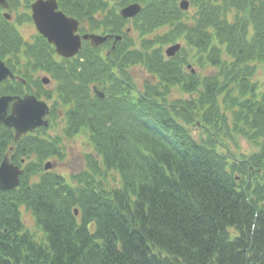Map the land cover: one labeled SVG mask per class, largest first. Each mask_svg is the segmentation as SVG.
I'll use <instances>...</instances> for the list:
<instances>
[{
  "label": "trees",
  "instance_id": "obj_1",
  "mask_svg": "<svg viewBox=\"0 0 264 264\" xmlns=\"http://www.w3.org/2000/svg\"><path fill=\"white\" fill-rule=\"evenodd\" d=\"M180 1L125 0L143 5L140 40L124 32L135 48L121 55L119 43L109 57L82 54L57 70L60 100L72 104L65 138L85 131L95 145L83 171H45L47 160L66 158L63 136L40 129L16 143L0 129V160L14 147L11 160L24 169L17 189L0 190V264H264V83L255 80L264 0H191L194 13ZM1 11L0 58L21 63L24 39ZM111 20L110 32L124 34L120 15ZM176 43L184 47L167 59ZM34 56L26 73L42 67ZM135 65L156 82L138 89ZM175 88L197 97L169 102ZM241 140L254 151L241 152Z\"/></svg>",
  "mask_w": 264,
  "mask_h": 264
},
{
  "label": "flooded vegetation",
  "instance_id": "obj_2",
  "mask_svg": "<svg viewBox=\"0 0 264 264\" xmlns=\"http://www.w3.org/2000/svg\"><path fill=\"white\" fill-rule=\"evenodd\" d=\"M43 1L46 2L50 0ZM55 1L57 3L58 12H62L66 17L78 21L79 26L76 34L80 37H83L86 34L113 37L109 39L105 44L99 46L97 49H94L90 41L83 40L81 49L82 51L81 53H79V55L70 59L64 58L56 52V47L53 44H50L42 37V35L39 34L35 26L32 15L33 5L36 4L37 0H12L11 3L9 2L10 9L7 12L12 15L11 21H15L17 19L15 27L22 35L24 41L22 42V46L20 47L22 58L21 63H13V65H10V60L0 58V61H4L7 67L15 75L14 80L7 79L0 85V96H10L16 98L33 96L38 101L44 102L49 105L50 114L45 119L49 120L52 125L49 127V129H46L48 137H50L48 133L55 128L54 121H57L58 125H63V121L64 119H66L67 111L72 109V104L63 105L61 103H58V97L62 95L59 92L60 82H58V77L60 76L57 74V70L60 68L61 64H75L77 63L76 60L80 59V56L82 54V62H84L85 57H89L90 54H97L103 58L107 57L110 55L113 49L117 48L118 43H122L123 46L122 50L120 51L121 55L130 53L131 50L135 48V45L130 41H124V32H128L134 39L140 37L136 30L135 24L137 20L135 18H132L128 21L124 20L123 24L125 25L126 31L124 29H121L124 34H112V32H110L114 25L112 23V20L108 21V16H112L113 13H115V15L120 14V11L127 5H129L125 4V0ZM103 6H105L106 8H104ZM5 12L6 10H3L2 14H4ZM88 12L90 13L88 14ZM104 26L112 27L105 28ZM118 35L122 37V40L116 42L115 36ZM138 45L139 43H136V48H138ZM127 47H129V49ZM28 48H34L35 51H27ZM27 55H30L31 57L35 55L34 57L40 58L42 67H39L35 70L30 69V72L26 73L25 66L27 63L26 60H28ZM55 65H58V67L56 68ZM64 69H67L66 65L64 66ZM134 69L135 68L131 66L129 73L132 74L134 72ZM143 74L146 75L147 73L144 72ZM151 79V82L154 83L155 79ZM10 106L12 107V104ZM11 107L9 109V113L11 112ZM39 131L40 128L28 133L26 136H37ZM13 134L15 135V131H13ZM46 162H52L53 171L56 170L59 165L63 164V162H60V160L58 159H49Z\"/></svg>",
  "mask_w": 264,
  "mask_h": 264
},
{
  "label": "water",
  "instance_id": "obj_3",
  "mask_svg": "<svg viewBox=\"0 0 264 264\" xmlns=\"http://www.w3.org/2000/svg\"><path fill=\"white\" fill-rule=\"evenodd\" d=\"M0 6L9 9L7 0H0ZM190 2L183 0L180 3V9L188 11ZM142 11L139 3L131 4L121 11V16L130 19L138 16ZM10 19L9 14H5ZM33 20L38 32L44 36L50 44L55 45L56 52L64 58H73L78 55L82 48V40L91 41L94 47L107 42L109 36L85 35L80 37L77 35L79 23L77 20L66 17L62 12L57 11V3L55 0L44 2L37 0L33 5ZM117 37L116 40H121ZM181 50V45L176 44L167 49L166 55L171 58ZM15 79L14 74L6 66L5 62L0 61V84L7 79ZM96 96L100 99L105 98V93L94 87ZM12 104V107L10 106ZM11 107V112L9 109ZM50 114L48 105L38 101L33 96H25L24 98H16L10 96H0V127L4 126L15 130V141H19L23 135L32 132L40 127L48 128L50 123L45 119ZM11 152L13 149L10 150ZM46 170L52 169L51 163L47 164ZM23 171L19 166L13 164L7 154L0 163V190L13 191L20 186ZM78 215V212L76 211Z\"/></svg>",
  "mask_w": 264,
  "mask_h": 264
},
{
  "label": "rangeland",
  "instance_id": "obj_4",
  "mask_svg": "<svg viewBox=\"0 0 264 264\" xmlns=\"http://www.w3.org/2000/svg\"><path fill=\"white\" fill-rule=\"evenodd\" d=\"M191 2V0H189ZM190 13L195 12V8L192 7L190 8ZM16 16V15H15ZM17 18V17H16ZM17 20V19H16ZM15 20V21H16ZM184 47V44L181 43ZM170 46V45H169ZM168 47V46H167ZM191 66V69L188 71L194 70L195 73H199L200 76L207 75L208 72L206 70L200 69L198 66L195 64L193 65L192 63L189 64ZM134 72L131 74L133 76V81L137 85L138 89L145 90V85L147 83L151 82V75H149L141 66L135 65L133 66ZM147 73L144 75L143 73ZM76 77L78 75H75ZM257 82L259 83H264V70L260 69L257 73L256 79ZM152 83V82H151ZM94 84H90L89 88L90 90L93 88ZM92 92V90H91ZM93 94V92H92ZM168 98L169 102H176V101H185L192 99V97H197L196 95L193 94L191 96L190 94L182 92L179 88H175L169 95L166 96ZM60 96L58 97V103H61ZM59 105V104H58ZM66 105V104H63ZM56 123V124H55ZM66 121L64 119L63 125H58L57 121H54V126L55 128L50 131L48 134L50 137H56V135H61L64 137V142H65V147H66V158L63 161V164L59 165V167L55 170V173L60 174L65 176L66 178H69L70 175L76 174L84 170L86 166V156L88 155H95V145H93L89 139V135L85 131H81L80 133L76 134L75 136L71 138H65L63 134V130L66 128ZM59 126V127H58ZM192 131V135L196 139H200L201 137H204L205 134L201 128L191 126L190 127ZM241 152L245 154L251 153L253 150L252 146L249 145L245 140H241ZM109 183L116 184L118 183V176H115V179L112 178V176L109 178ZM24 220H25V225L30 229L32 232H35L37 230L36 223L34 219L32 218L31 215L28 213L24 212Z\"/></svg>",
  "mask_w": 264,
  "mask_h": 264
}]
</instances>
